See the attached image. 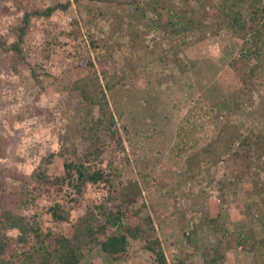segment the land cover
<instances>
[{
  "label": "rangeland",
  "instance_id": "1",
  "mask_svg": "<svg viewBox=\"0 0 264 264\" xmlns=\"http://www.w3.org/2000/svg\"><path fill=\"white\" fill-rule=\"evenodd\" d=\"M59 3L31 15L23 54L11 48L25 12ZM168 9L193 26L163 29ZM0 149V199L24 187L16 210L32 227L25 242L4 229L13 264L124 197L155 229L126 256L95 245L79 264H158L152 237L169 264L221 252L220 264H264V0H0ZM88 153L107 181L79 194L61 178Z\"/></svg>",
  "mask_w": 264,
  "mask_h": 264
},
{
  "label": "trees",
  "instance_id": "2",
  "mask_svg": "<svg viewBox=\"0 0 264 264\" xmlns=\"http://www.w3.org/2000/svg\"><path fill=\"white\" fill-rule=\"evenodd\" d=\"M61 4L62 3H59L56 6L47 7L43 10L37 9L33 12H25L23 25L19 27L18 42H15L11 48L17 51L20 55L23 54V48L20 43L24 41L25 35L27 34L29 23L31 21V15L50 16L54 11L61 7ZM67 7V4L63 5L62 9H66ZM168 12L173 13V10L168 9L167 12H164L163 10L157 11V13L161 16L162 20L159 19V21L163 29H166L168 26H171L172 31L174 32L190 29L192 25L191 19H186L185 16H179L176 21L173 18H170L171 15ZM165 18L171 19V21H168L166 25H164L163 21ZM94 103L101 107L104 105L107 106L108 101L105 93H103L101 98L96 99ZM105 114H108L109 117H111V124H113L114 119L112 112L108 110ZM109 129L112 134H118V131H115L112 128ZM223 140L224 135L218 136L214 145L218 143L222 147L226 145L227 148L225 151L228 153L230 152L231 147ZM2 149H0V152ZM1 153H3V150ZM91 155L93 154L88 153L77 157V159L76 157L73 159L69 158L65 161V174L61 178L62 182H67L68 185H70L74 191L79 194L83 193V189L88 183L107 181V175H105L103 170H93L91 166ZM42 174H44V178L42 179L46 181L48 179L46 172L44 171ZM6 176V173H3L4 179H6ZM16 177L17 180L23 179V174H17ZM25 190L26 189H24V187L15 186L13 190L3 191L4 193L1 195L0 264H13V262L8 258L13 252L10 242L11 237L7 235L4 229H8V227L20 229L22 234L20 235L19 240L21 242H25L27 240L26 234L32 228L29 227L28 221H24L25 217L19 216L18 211L16 210V204H19L22 201L21 196L23 197L25 195L26 198L28 197V193L25 192ZM126 202L127 200L124 197L123 200H120V203H117V208L115 210L109 206V202L96 205L94 210L89 211V213L85 217H82L77 223L73 236L68 237L66 235H62L54 237L55 245L52 243L49 245L47 243L48 241H45L43 245H34L32 247V251L27 254V258L23 261V264H79L87 255L89 249L95 245H100L105 252L111 254L115 258H118L120 255L126 256L130 249V238L138 239L139 237L147 236L149 232L152 233L155 229L153 218L150 215L141 217L139 213H135L132 208L126 206ZM51 213L56 220L68 219V215L64 212L60 203H57L51 208ZM152 238L147 245L148 250L152 251L155 255L158 264H169L160 241L155 237ZM260 243L264 244V240L254 242V246H256V244L262 245ZM220 244L226 245L223 237L220 238ZM88 245V250H86L83 254V252H81V247ZM229 246H231L230 243L228 247ZM221 258H223L222 252L216 254L214 257H206L205 260L208 264H220Z\"/></svg>",
  "mask_w": 264,
  "mask_h": 264
}]
</instances>
